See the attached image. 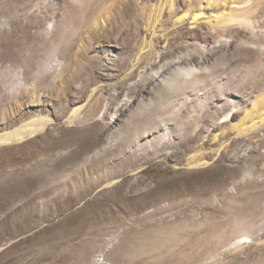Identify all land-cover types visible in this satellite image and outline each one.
<instances>
[{"label": "rangeland", "instance_id": "374dc122", "mask_svg": "<svg viewBox=\"0 0 264 264\" xmlns=\"http://www.w3.org/2000/svg\"><path fill=\"white\" fill-rule=\"evenodd\" d=\"M200 1L0 0V134L54 119L0 144V264H264V37Z\"/></svg>", "mask_w": 264, "mask_h": 264}, {"label": "bare ground", "instance_id": "6f19581e", "mask_svg": "<svg viewBox=\"0 0 264 264\" xmlns=\"http://www.w3.org/2000/svg\"><path fill=\"white\" fill-rule=\"evenodd\" d=\"M193 5H191L192 7L188 8L184 14L178 17V21L181 24L187 23L188 26H191L194 28H199L201 26L206 25L207 28H209L211 32L217 38H219L218 39L219 41L226 40V34L231 32L235 24H240V26L245 25L252 32H255V34L257 33L256 31L258 28L259 34L264 37V0H206L205 2L200 1L194 6ZM257 18L258 19L260 18L259 21L262 22L261 25L256 24L255 20ZM259 21L257 22L258 24H259ZM252 46L255 48H258V50H261L262 48H264V45H261V44H255ZM190 61L191 60L185 62L184 65L177 66L176 70L180 72L184 71L187 75V79L185 78L186 79L185 81H186V85L190 89V94L186 95L185 98L193 99V97H195L196 99H199V101L203 102L207 98L206 93L201 92V87H202L201 83L204 80V78H201L200 76L196 75V72H198V70L205 69L207 65H202L200 63L197 64L193 62L191 63ZM261 69L262 70L260 72L259 71L257 72L259 74L255 78V84L258 87L259 86L261 87L264 85V65H263V68ZM214 82L221 86V85L226 84L228 81L225 80L224 78H221V79L215 80ZM215 99L216 98H214L213 101L215 102L217 107H219L220 105H218V102ZM205 102H206L207 107H211L210 106L211 102H208V101H205ZM238 102L239 101L234 99L233 97L227 96L224 99L223 106L226 107L225 109L229 110L226 116L229 117L232 113H235L236 111L241 109L240 104H239L240 107L236 108L237 106L236 103ZM235 104L236 106H233ZM257 104L261 105L264 109V94L261 96V98H259ZM260 114H264V111L260 112ZM77 115H78V111L75 110L69 116V120L73 121ZM53 120L54 119L50 115H47V116H40L38 119L28 121L20 125L19 127H16L13 130L0 134V144L11 143V142L12 143L13 142H24L26 141V139L30 138V136H33L37 133H40L46 130V128L49 127V125L52 123ZM257 120L252 121V123L248 126V130L253 131V130H257L258 128L264 126V115H260V120L258 121ZM196 164L203 165L205 164V162H198ZM59 211L60 210L56 209L53 212H59ZM244 236L236 240L234 243L236 244V243H239L240 241H241L240 243L247 242V237L244 238Z\"/></svg>", "mask_w": 264, "mask_h": 264}, {"label": "built area", "instance_id": "2783aa9c", "mask_svg": "<svg viewBox=\"0 0 264 264\" xmlns=\"http://www.w3.org/2000/svg\"><path fill=\"white\" fill-rule=\"evenodd\" d=\"M99 261H100V262L103 261L102 264H112L111 262H107V261H104V260H102V259H99Z\"/></svg>", "mask_w": 264, "mask_h": 264}]
</instances>
